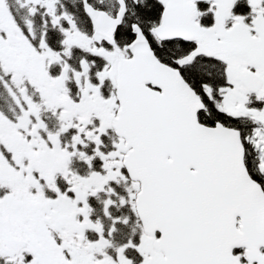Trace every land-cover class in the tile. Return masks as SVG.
Returning <instances> with one entry per match:
<instances>
[{
  "label": "snow or ice",
  "instance_id": "6c2138e0",
  "mask_svg": "<svg viewBox=\"0 0 264 264\" xmlns=\"http://www.w3.org/2000/svg\"><path fill=\"white\" fill-rule=\"evenodd\" d=\"M0 264H264V0H0Z\"/></svg>",
  "mask_w": 264,
  "mask_h": 264
}]
</instances>
